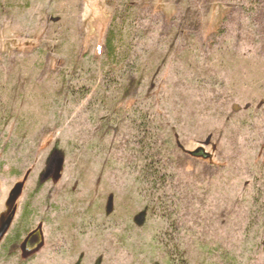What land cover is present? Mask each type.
<instances>
[{
    "label": "rangeland",
    "instance_id": "1",
    "mask_svg": "<svg viewBox=\"0 0 264 264\" xmlns=\"http://www.w3.org/2000/svg\"><path fill=\"white\" fill-rule=\"evenodd\" d=\"M263 190L264 0H0V264H264Z\"/></svg>",
    "mask_w": 264,
    "mask_h": 264
},
{
    "label": "trees",
    "instance_id": "2",
    "mask_svg": "<svg viewBox=\"0 0 264 264\" xmlns=\"http://www.w3.org/2000/svg\"><path fill=\"white\" fill-rule=\"evenodd\" d=\"M253 12V10H252ZM113 20H116L115 18ZM113 26H110L107 30V33L105 35L104 44L102 47V54L106 58V65L108 67H116L118 64L117 60L119 59L120 55L124 51V37L122 32L117 31ZM219 32L215 31L211 36L215 38L218 36ZM201 152V151H200ZM200 152H194L192 155L195 157H199L197 153ZM260 196L257 197L254 201V210L253 211V219L256 221L260 218L262 219L261 227L264 228V190L262 192H259ZM255 223V222H254Z\"/></svg>",
    "mask_w": 264,
    "mask_h": 264
},
{
    "label": "water",
    "instance_id": "3",
    "mask_svg": "<svg viewBox=\"0 0 264 264\" xmlns=\"http://www.w3.org/2000/svg\"><path fill=\"white\" fill-rule=\"evenodd\" d=\"M234 109L236 110L237 107L235 106ZM57 173L60 172V166L57 164L56 170ZM53 170L52 168H48L44 175L42 176L41 181L45 182L47 181L52 174ZM22 191V185H17L11 192V198H16L21 194ZM14 214L10 215V217L7 220H4L3 224L0 227V241L5 236L7 230L10 227L12 217ZM43 245V235L41 230L37 229L33 233H31L28 238L25 241L24 247L27 253H33L34 250L39 249Z\"/></svg>",
    "mask_w": 264,
    "mask_h": 264
},
{
    "label": "flooded vegetation",
    "instance_id": "4",
    "mask_svg": "<svg viewBox=\"0 0 264 264\" xmlns=\"http://www.w3.org/2000/svg\"><path fill=\"white\" fill-rule=\"evenodd\" d=\"M28 238V237H27ZM25 244V243H24ZM24 247V246H23ZM24 249V251L26 252V250H25V247L23 248ZM27 253V252H26Z\"/></svg>",
    "mask_w": 264,
    "mask_h": 264
}]
</instances>
